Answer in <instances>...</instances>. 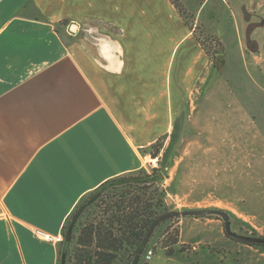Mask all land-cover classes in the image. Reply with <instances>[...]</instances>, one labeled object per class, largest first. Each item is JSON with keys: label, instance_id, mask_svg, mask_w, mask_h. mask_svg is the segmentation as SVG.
<instances>
[{"label": "crops", "instance_id": "1", "mask_svg": "<svg viewBox=\"0 0 264 264\" xmlns=\"http://www.w3.org/2000/svg\"><path fill=\"white\" fill-rule=\"evenodd\" d=\"M167 5L176 49L185 19L170 0H0V212L29 237L0 241V264H59L63 225L81 198L147 165L151 145L174 130L179 118L173 127L165 106H156L164 117H146L160 96L146 35L167 28ZM119 38L140 42L138 80L118 56ZM205 220L191 232L180 226V245L191 233L195 250L221 244L235 264H264V249Z\"/></svg>", "mask_w": 264, "mask_h": 264}, {"label": "rangeland", "instance_id": "2", "mask_svg": "<svg viewBox=\"0 0 264 264\" xmlns=\"http://www.w3.org/2000/svg\"><path fill=\"white\" fill-rule=\"evenodd\" d=\"M178 1L187 12L185 22L178 17L180 35L174 45L179 64L189 76L170 113L173 127L179 118L176 135L170 126L163 137L162 159L168 147H174L167 162L165 184H174L167 204L177 211L219 209L230 214L233 232L264 236V0ZM257 15L262 24L250 33L259 45L253 51L245 37L251 18ZM114 32L123 34L116 28ZM197 40L214 56L215 64ZM139 44L138 40H116L123 52L118 56L135 80L141 78ZM147 165L157 168L158 160L148 158ZM197 219H182V230L191 232L194 224L206 222ZM189 237L191 233L182 239L187 242L181 245L184 253L168 257L157 251L147 262L235 264L237 255L227 254L221 244L195 250ZM28 239L0 212V241Z\"/></svg>", "mask_w": 264, "mask_h": 264}, {"label": "trees", "instance_id": "3", "mask_svg": "<svg viewBox=\"0 0 264 264\" xmlns=\"http://www.w3.org/2000/svg\"><path fill=\"white\" fill-rule=\"evenodd\" d=\"M170 1L186 20L179 1ZM68 23L63 21L59 26ZM198 42L214 62V56L201 41ZM176 126L172 135H176ZM163 148V138H160L148 150L151 158L158 160L157 168L145 165L135 172L116 176L81 198L63 225L59 264H63L64 254L65 264H148L149 252L161 251L168 257L184 253L179 223L189 218L181 214L192 210L177 211L167 204L174 188V184L169 187L165 184L170 168L167 162L174 147H168L162 159ZM190 218L222 220L218 216ZM246 237L250 240H234L264 249V236L252 233Z\"/></svg>", "mask_w": 264, "mask_h": 264}, {"label": "bare ground", "instance_id": "4", "mask_svg": "<svg viewBox=\"0 0 264 264\" xmlns=\"http://www.w3.org/2000/svg\"><path fill=\"white\" fill-rule=\"evenodd\" d=\"M167 20L165 30L157 33H147V42L152 49V62L148 64L152 73L159 79V99H151L150 107L146 111L147 120L152 123L159 116H163V112H158L156 106H165V110L169 119L171 117V110L175 109L173 104V97L177 100L178 93L182 91L188 84L189 71H184L182 66L177 62V52L171 44V34L177 33L175 27V15L172 9L167 5ZM172 38V37H171ZM153 45H152V44ZM191 71V69H190ZM155 79V78H154ZM166 100V103H165ZM176 105V104H175Z\"/></svg>", "mask_w": 264, "mask_h": 264}, {"label": "water", "instance_id": "5", "mask_svg": "<svg viewBox=\"0 0 264 264\" xmlns=\"http://www.w3.org/2000/svg\"><path fill=\"white\" fill-rule=\"evenodd\" d=\"M73 30H76L77 27L76 26H72ZM86 37L93 43L96 44H100L99 41H96L93 37L90 36V32L86 33ZM93 38V39H92ZM102 43V42H101ZM175 215H178L177 213ZM183 217H203V216H218L219 218H221L224 222V227L226 230V234L232 238V239H238V240H243V241H249L250 238L237 234L235 232H233L232 230V223H231V218L229 216V214L225 211L222 210H192V211H187L181 214ZM71 234H72V227L70 228L69 232H68V240L71 238ZM143 248L146 247V242L143 244L142 246ZM65 257L66 254L63 255V264H65ZM135 264H138V262H136Z\"/></svg>", "mask_w": 264, "mask_h": 264}, {"label": "flooded vegetation", "instance_id": "6", "mask_svg": "<svg viewBox=\"0 0 264 264\" xmlns=\"http://www.w3.org/2000/svg\"><path fill=\"white\" fill-rule=\"evenodd\" d=\"M256 8H257V6L255 5L254 9H256ZM251 12L256 14L253 10ZM250 21L251 22L247 28L249 34L246 35V37H245L246 38V45L251 50L258 51L259 45H258L256 40L250 38V33H252V32L256 33L258 30L261 29V28H259V26H260V24H262V19L257 15V16L252 17Z\"/></svg>", "mask_w": 264, "mask_h": 264}, {"label": "built area", "instance_id": "7", "mask_svg": "<svg viewBox=\"0 0 264 264\" xmlns=\"http://www.w3.org/2000/svg\"><path fill=\"white\" fill-rule=\"evenodd\" d=\"M34 234L39 239L51 240V238L48 235H46L44 232L40 230H36ZM152 257H153L152 252H149L148 255L146 256V261H150Z\"/></svg>", "mask_w": 264, "mask_h": 264}]
</instances>
